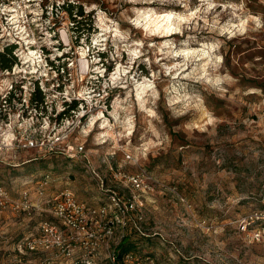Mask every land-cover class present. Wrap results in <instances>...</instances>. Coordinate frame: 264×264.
<instances>
[{"label":"rangeland","instance_id":"rangeland-1","mask_svg":"<svg viewBox=\"0 0 264 264\" xmlns=\"http://www.w3.org/2000/svg\"><path fill=\"white\" fill-rule=\"evenodd\" d=\"M65 1L0 0L7 4L0 51L16 43L18 63L28 67L44 49L70 66L74 89L83 86L79 69L90 64L85 88L96 92L88 108L96 112L106 101L109 114L91 132L65 121V139L53 151L0 150V186L13 200L29 188L35 201L34 184L49 172L58 177L51 192L69 187L98 206L109 190L130 196L125 176L145 169L153 189L139 192L142 205L128 226L146 238L136 252L142 260L264 264V238H253L262 224L241 228L246 216L264 212V0H69L84 10L79 25L59 7ZM158 14L172 15L170 33L148 29ZM90 20L81 37L78 27ZM11 78L0 70V92ZM12 112L17 136L44 123L45 113L25 111L31 128ZM69 145L85 152L69 159ZM87 159L100 177L87 171ZM43 218L54 220L36 210L0 212V264H39L18 245L38 233Z\"/></svg>","mask_w":264,"mask_h":264},{"label":"built area","instance_id":"built-area-1","mask_svg":"<svg viewBox=\"0 0 264 264\" xmlns=\"http://www.w3.org/2000/svg\"><path fill=\"white\" fill-rule=\"evenodd\" d=\"M6 6L4 2L0 5L2 8ZM3 15L8 20L13 16L9 11ZM25 60L20 59V63ZM32 61V66L20 67L17 63L12 69L2 70L4 76L12 78L9 86L0 92V117L3 121V124H0V150L20 148L39 152L53 151L65 139V131L62 130L65 121L70 124L68 128L73 130L90 128L91 132L95 125L102 130L103 119L109 114L108 103L100 100L96 112L88 108L89 103L94 101L93 95L96 92L93 85L85 88L87 83H92L94 76L90 71V64L86 69L83 67L79 69L83 86L74 89L69 83L71 80L69 65L60 64L57 58L50 57L44 49ZM17 68L22 70L16 71L19 70ZM37 87L45 95V101L40 109L31 106V98ZM59 95H62V99L58 103ZM12 108H15L17 116L25 120L31 128L35 123L34 118L30 116L25 119V111L29 109L31 112L45 113L42 118L45 124L42 123L38 129H31L29 133L17 136L16 126H12ZM68 109L70 110L67 112ZM22 125L23 122L20 121L19 127ZM56 130L59 133L55 136ZM47 131L49 135L46 134ZM47 138H51L50 142ZM108 141L104 139L100 144ZM68 148L71 150L68 156L73 158L85 152L83 145L77 148L69 145ZM111 154L115 155L116 150ZM127 158L134 159L130 154H127ZM86 167L89 172L100 177L88 159ZM125 177L130 196L109 190L108 201L95 206L79 200L69 187L51 192L50 185L54 177L49 172L44 173L34 184L35 201H32L29 188L21 191V200H13L7 189L0 186V212L10 207L14 210H36L41 214H50L54 218V220L43 218L38 224V233H31L19 242L20 251L36 256L30 259V262L38 260L39 264H99L104 253L111 264H117L115 247L124 237L132 219L131 215L139 210L140 204L142 205L139 192L153 189L148 184L151 177L145 169ZM29 181V184L33 182ZM141 218L139 216V219ZM259 222L263 226L262 231L257 229L253 233V238L258 241L264 238V212L256 211L241 222V228L244 230L249 229L251 224ZM118 230L122 231L119 236ZM125 264L149 262L128 254Z\"/></svg>","mask_w":264,"mask_h":264},{"label":"trees","instance_id":"trees-1","mask_svg":"<svg viewBox=\"0 0 264 264\" xmlns=\"http://www.w3.org/2000/svg\"><path fill=\"white\" fill-rule=\"evenodd\" d=\"M62 10L68 11L70 16L73 18V20L79 25L81 21H83L84 18V10L82 9V6H79L73 1L66 0L61 6H59ZM80 17V18H78ZM84 26H79L78 32H80V36L82 34H85V32H89L91 30V23L92 20H90V23L88 21L83 22ZM81 27V28H80ZM82 37V36H81ZM18 45L16 43L7 44L2 51H0V70L5 69H12L15 64L18 63V56L15 52ZM101 56H105L104 52H99ZM45 101V95L43 91L37 87L34 91L32 98H31V106L37 107L40 109V107L43 105ZM75 105H72L74 107ZM70 109L67 110V112ZM69 159H74L68 156ZM31 160L30 162L35 161ZM28 162V163H30ZM24 165H28L25 163ZM31 165V164H30ZM25 167V166H24ZM263 212V211H258ZM144 236H142L136 228L129 229L127 228V231L124 235V237L121 239L119 244L115 247V254L117 258V264H125V258L128 254H133L137 257L136 252H139L140 244L145 242ZM141 258V257H139ZM149 258V257H148Z\"/></svg>","mask_w":264,"mask_h":264},{"label":"bare ground","instance_id":"bare-ground-1","mask_svg":"<svg viewBox=\"0 0 264 264\" xmlns=\"http://www.w3.org/2000/svg\"><path fill=\"white\" fill-rule=\"evenodd\" d=\"M171 19H172V15L171 14H158L156 16V18H154L153 22L155 23V25L152 28H148L151 32H153L154 28H159V27H163L164 31L170 33V29H171ZM151 22V21H150ZM169 35V34H168ZM167 36V35H166ZM33 58V57H32ZM87 61V60H86ZM142 88V87H141ZM146 91V87H143V91L142 93L145 94Z\"/></svg>","mask_w":264,"mask_h":264},{"label":"crops","instance_id":"crops-1","mask_svg":"<svg viewBox=\"0 0 264 264\" xmlns=\"http://www.w3.org/2000/svg\"><path fill=\"white\" fill-rule=\"evenodd\" d=\"M69 157H70V156H69ZM71 158H73V157H71ZM87 171H88V170H87ZM54 177H55V178H53L54 180H55V179H58V177H56V176H54ZM54 180H53V181H54ZM57 191H58V190H57ZM88 204H90V205H94L93 203H90V202H88ZM95 206H96V205H95ZM101 258H106L105 255H104V253H103V255H102Z\"/></svg>","mask_w":264,"mask_h":264}]
</instances>
